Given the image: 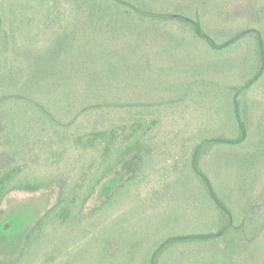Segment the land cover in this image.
Returning <instances> with one entry per match:
<instances>
[{
    "label": "rangeland",
    "instance_id": "374dc122",
    "mask_svg": "<svg viewBox=\"0 0 264 264\" xmlns=\"http://www.w3.org/2000/svg\"><path fill=\"white\" fill-rule=\"evenodd\" d=\"M127 1L166 19H140L110 32L101 29L96 38L81 23L88 41H81L86 42L83 54L74 66L83 61L85 72L64 82L65 94L48 100L51 115L61 125L41 111L32 123L21 108L0 113V174L16 163L40 175L52 171L55 177L48 187L5 195L0 204V262L18 258L27 233L56 203L63 184L79 175L78 184L84 185L90 169L101 164L100 141L77 145L64 136L81 107L83 111L95 103L104 109L94 110L92 121L119 132L120 124L140 120L144 108L162 110L160 127L144 134L148 140L153 137L143 154L151 155L144 162L147 177L128 185L114 212L94 216L137 170L136 163L116 167L96 187L80 219L51 228L25 264H264V71L256 32L264 27V0ZM35 12L38 40L50 38L55 29L42 27V8ZM76 16L66 12L63 20ZM193 19L225 47H211L197 35ZM66 51L70 56L73 49ZM233 97L239 100L247 138L238 145L216 143L220 136H241ZM205 176L223 204L211 195ZM158 195L166 205L173 204L165 225H158L166 208H158ZM190 199L196 206L182 205ZM228 209L235 211L236 223L234 231L223 233ZM167 234L182 241L157 251L155 244ZM126 239L130 248L118 244Z\"/></svg>",
    "mask_w": 264,
    "mask_h": 264
},
{
    "label": "trees",
    "instance_id": "16d2710c",
    "mask_svg": "<svg viewBox=\"0 0 264 264\" xmlns=\"http://www.w3.org/2000/svg\"><path fill=\"white\" fill-rule=\"evenodd\" d=\"M66 1L75 3L77 6L69 7L64 0H0V113L5 108H21L24 116L30 117H27L28 122L32 123L36 120L33 116L37 111H41L46 119L59 125L60 122L56 121L54 116L51 115L53 105L48 100L65 94L64 84L68 83L64 82H73L75 79L81 78L82 73L85 72L86 66L84 65L86 64L83 61H81V65L74 66L75 63L80 62L75 58L83 54V46L86 42L81 41H88L81 28L82 22H86L85 28L91 31L96 38L101 29L110 32L130 25L131 22L136 23L140 19L143 22L148 20L152 23L166 19L163 13L144 12L127 0ZM37 8H42L40 14L42 27L45 30L55 29L51 37L44 40H38V33L35 32L36 27L33 30L34 22L37 23L36 18L38 16L35 12ZM66 12L70 16H77L64 22L63 15ZM193 23H195L197 35L207 38L211 47L220 50L225 47V45L215 43L214 38L204 31L201 22L193 19ZM256 32L260 43L262 72L264 71V27L261 26ZM28 33L35 35L28 38ZM68 47L73 49L70 56L66 51ZM71 63H73V67ZM91 63H94V61L90 60L88 64ZM94 65L96 66V63ZM109 68L112 67L109 66ZM238 101L236 97H233L234 116L240 127H242L241 136L236 138L220 136L217 138L216 143L238 145L246 140L247 131L242 120L241 107ZM100 108L104 109L103 104L94 103L85 107L83 111L81 107L75 120L69 124L71 126H65L64 133L66 134L64 136L67 141L77 145L86 143L97 145L100 141L103 144L101 164L95 166L94 169H90V172L84 178L85 183L81 185L82 187L78 184L79 175L70 178L61 186L56 203L33 224L25 237L18 258L8 262V264H25L31 253L48 239L51 228L56 229L60 226L70 225L78 217L80 219V213L96 187L108 173L114 169L117 170L116 167L121 164L123 167H130V165L136 163L137 170L121 188L110 194L103 204L95 209L94 216L102 217L108 212L115 211L118 208V203L125 199V194L129 191L127 190L128 185L146 179L147 173L144 162L151 155L145 157L143 154L151 144L153 137L148 140L144 138V134L147 133L148 128H151L149 132L152 133L154 129L160 127L163 120L162 110L144 108L140 114V120H127V122L120 124L122 132H119L112 127H109L110 129L106 128L107 125L104 122L99 125L95 123L94 118V122L92 121L91 113ZM14 119L15 117H12L10 123ZM2 124L1 120L0 127ZM72 126H74V130ZM101 137L103 139L100 140ZM131 150H133L132 155L127 156ZM196 171L199 176L202 175L197 166ZM54 180L55 177L52 171L49 175H40L29 169V167L16 163L7 166L5 171L0 174V204L5 195L11 191H34L52 185ZM204 180L207 182L206 176ZM207 183L211 195L215 200L221 202L210 182ZM221 203L223 204V202ZM226 216L228 217V224L224 227L223 233L226 230L232 231L234 229L232 227L236 223L234 210L228 209ZM163 237L162 241L155 244L159 245L157 249L159 252L168 244L182 241L173 235L169 236V234ZM0 264L4 263L0 262Z\"/></svg>",
    "mask_w": 264,
    "mask_h": 264
},
{
    "label": "crops",
    "instance_id": "0c3cea01",
    "mask_svg": "<svg viewBox=\"0 0 264 264\" xmlns=\"http://www.w3.org/2000/svg\"><path fill=\"white\" fill-rule=\"evenodd\" d=\"M159 201L157 202V206H158V208L159 207H164V206H166V208H165V211L163 212V216H165V218L164 219H161V218H159V220H160V222L158 223V225L159 224H161L162 223V225H165V224H167L168 222L167 221H169L167 218H166V213L168 212V211H170V210H168V209H170L171 207H173V204L172 203H169V204H165L163 201L164 200H162V199H164L162 196H157L156 197ZM161 200H162V202H161ZM191 200V201H190ZM189 200V202L187 201V202H184L182 205H185V206H189V205H195L196 206V204L193 202V199H190ZM195 200V199H194ZM172 202V201H171ZM178 204V203H177ZM179 205V204H178ZM162 229L163 230H165V229H167L166 228V226L165 227H162ZM194 230H200V228H198V229H194ZM118 244H123V245H127L128 246V248H130V241L128 240V239H126V240H121V242H119ZM115 246V245H114ZM113 246V247H114ZM131 249H128V252H129V254H131ZM125 256H127V255H125ZM142 261H144V259H138V258H136V261L135 262H142ZM148 262H150V260H148V261H146L145 260V264H148Z\"/></svg>",
    "mask_w": 264,
    "mask_h": 264
}]
</instances>
